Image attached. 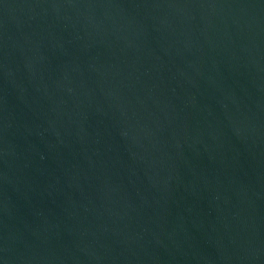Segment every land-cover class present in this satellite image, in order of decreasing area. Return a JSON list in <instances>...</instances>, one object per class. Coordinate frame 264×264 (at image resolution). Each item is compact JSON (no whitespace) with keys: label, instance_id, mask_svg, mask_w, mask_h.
<instances>
[{"label":"water","instance_id":"obj_1","mask_svg":"<svg viewBox=\"0 0 264 264\" xmlns=\"http://www.w3.org/2000/svg\"><path fill=\"white\" fill-rule=\"evenodd\" d=\"M0 264H264V0H0Z\"/></svg>","mask_w":264,"mask_h":264}]
</instances>
